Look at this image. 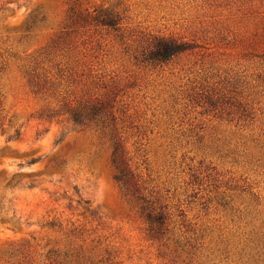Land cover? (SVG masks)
<instances>
[{
	"label": "rangeland",
	"instance_id": "374dc122",
	"mask_svg": "<svg viewBox=\"0 0 264 264\" xmlns=\"http://www.w3.org/2000/svg\"><path fill=\"white\" fill-rule=\"evenodd\" d=\"M155 36L193 48L141 63ZM0 264H264V0H0Z\"/></svg>",
	"mask_w": 264,
	"mask_h": 264
},
{
	"label": "trees",
	"instance_id": "16d2710c",
	"mask_svg": "<svg viewBox=\"0 0 264 264\" xmlns=\"http://www.w3.org/2000/svg\"><path fill=\"white\" fill-rule=\"evenodd\" d=\"M95 20L103 25L115 27L119 23V17L110 9H100L95 15ZM193 48L192 43L181 40L174 36H155L149 46L137 56V59L144 64H160L168 61L173 56L186 52ZM104 102L86 103L66 109L68 119L75 125L86 127L96 124L100 128H106L115 120V116L109 111ZM116 134H112V155L111 161L115 169L114 178L128 192L137 194L136 174L131 168L125 155L121 140ZM144 203L141 206L142 212L150 223L152 230H161L166 221V214L146 203L143 195H137Z\"/></svg>",
	"mask_w": 264,
	"mask_h": 264
}]
</instances>
